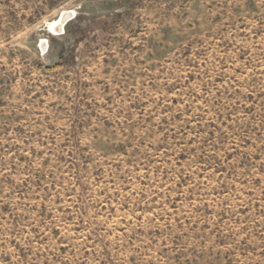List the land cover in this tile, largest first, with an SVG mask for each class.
Instances as JSON below:
<instances>
[{"label": "rangeland", "instance_id": "374dc122", "mask_svg": "<svg viewBox=\"0 0 264 264\" xmlns=\"http://www.w3.org/2000/svg\"><path fill=\"white\" fill-rule=\"evenodd\" d=\"M0 264H264V0H0Z\"/></svg>", "mask_w": 264, "mask_h": 264}, {"label": "bare ground", "instance_id": "6f19581e", "mask_svg": "<svg viewBox=\"0 0 264 264\" xmlns=\"http://www.w3.org/2000/svg\"><path fill=\"white\" fill-rule=\"evenodd\" d=\"M69 12L63 11L59 14V16L55 20L47 22L46 23V31L49 32L53 36H58L62 31H64V27L67 24V22L69 21V18H70ZM45 42L47 43L46 40L42 41V46H41L42 50H44L43 44Z\"/></svg>", "mask_w": 264, "mask_h": 264}, {"label": "trees", "instance_id": "16d2710c", "mask_svg": "<svg viewBox=\"0 0 264 264\" xmlns=\"http://www.w3.org/2000/svg\"><path fill=\"white\" fill-rule=\"evenodd\" d=\"M59 68V66H56L54 69H58Z\"/></svg>", "mask_w": 264, "mask_h": 264}]
</instances>
